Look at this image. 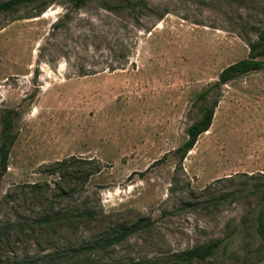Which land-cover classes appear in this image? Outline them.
<instances>
[{
  "label": "rangeland",
  "instance_id": "rangeland-1",
  "mask_svg": "<svg viewBox=\"0 0 264 264\" xmlns=\"http://www.w3.org/2000/svg\"><path fill=\"white\" fill-rule=\"evenodd\" d=\"M103 1L75 10L62 0L0 15V132L4 113H15L0 221L17 219L11 206L33 218L49 207L76 213L86 203L108 226L139 229L89 253L90 264H155L219 239L227 248L195 264H264L257 233L264 70L195 106L224 69L250 57V44L264 33V0H131L150 8L138 27L130 12L116 16ZM82 68L89 75L81 76ZM218 96L210 130L180 163L176 150L187 129ZM65 161L77 177L100 172L83 185L62 183L77 191L60 201L48 194L59 177L47 171ZM33 185L43 186L49 202L33 200ZM15 190L25 196L3 205ZM96 227L56 228L54 244L31 240L18 250L24 256L78 246L98 234Z\"/></svg>",
  "mask_w": 264,
  "mask_h": 264
},
{
  "label": "trees",
  "instance_id": "trees-1",
  "mask_svg": "<svg viewBox=\"0 0 264 264\" xmlns=\"http://www.w3.org/2000/svg\"><path fill=\"white\" fill-rule=\"evenodd\" d=\"M62 0H8L0 3V15L4 13H9L17 10L20 7L36 5L38 7L48 5L53 2H60ZM73 9L80 10L86 5L91 3L93 0H70ZM109 2H113L111 5ZM102 7L109 13H113L116 16L122 14L123 12H130V15H134L135 21H133L134 26L137 27L141 25L139 15L141 16L144 12L143 10L150 9L147 4L143 1H138V3H133L131 0H104ZM120 17V16H119ZM68 18L67 16L64 17ZM160 17V19H162ZM133 20V19H132ZM63 23V22H61ZM61 27V24H55L54 29ZM130 52V49H126L124 52L126 56ZM260 57H264V33L259 35V40L252 42L250 44V57L244 59L240 62L230 65L222 71L219 76V80L213 84L211 87L206 89L202 94H200L195 106L200 101H206L210 98L212 93L219 94L222 87L231 81L247 75L252 72L264 70V61L260 60ZM121 58V57H120ZM111 70H115L112 66ZM85 68L80 69L81 76L89 75ZM219 103V96L214 99L212 105L206 107L200 119L195 121L187 129V140L182 147L176 150V154L179 156L180 163L186 158L187 154L194 148L199 137L204 133L208 132L213 124L215 110ZM14 112H5L3 118L1 119V146H0V186L2 183V178L6 174L8 169V161L10 156V148L15 143V137L13 136L12 129L14 126ZM65 162H60L54 167H51L47 172L51 175H58L59 181L55 184V189H50L48 194L52 195L55 199L66 200L69 199L77 191V187H69L68 190L61 186V184L75 181L80 179L82 185L85 184L88 179L100 170L97 168L94 171L81 172L80 176H74L68 173L65 169ZM42 185H33L31 187V192L33 194L32 198L34 201L40 203L49 202V195H43ZM49 189V187H48ZM23 190L13 191L8 193L1 203L3 205L9 206L10 202H16L20 193ZM10 209L17 217L16 220L8 219L5 221H0V264H90L87 260V255L107 251L113 245L119 244L124 241L128 235L137 232L138 225L135 224L132 227H125L123 224L109 225L105 223L104 217H98L99 213L94 210V208L89 207L86 203H82L81 207L76 210V213L69 212L68 209L56 210L53 207L44 209L41 213L33 218H27L22 216L19 209L16 206H11ZM96 224V228L99 229L98 234L90 241H87L81 245L73 246L71 244L68 247L59 249L55 247L52 251L41 254L38 253L31 255L27 253L22 256L19 252V245L26 243L28 241H35L37 245H41L43 241H49L54 244V239L49 238L51 233L56 235V228L74 229L80 226H89L90 224ZM257 233L264 243V214H261L257 220ZM47 234L48 236H44ZM223 240H215L205 245L176 253L172 255L168 261H162L155 264H195L207 262L210 258L218 252L219 249L227 248V244L222 245ZM85 256V257H83ZM85 260V263L83 262Z\"/></svg>",
  "mask_w": 264,
  "mask_h": 264
}]
</instances>
